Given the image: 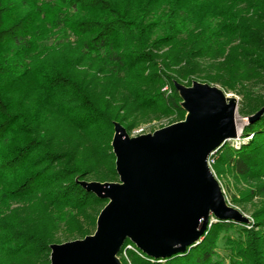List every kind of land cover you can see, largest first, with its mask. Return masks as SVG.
<instances>
[{"label":"trees","instance_id":"obj_1","mask_svg":"<svg viewBox=\"0 0 264 264\" xmlns=\"http://www.w3.org/2000/svg\"><path fill=\"white\" fill-rule=\"evenodd\" d=\"M194 80L242 94L246 116L264 106L247 88L264 83V0H0V264H50V244L92 234L107 199L80 181L118 180L114 122L182 120L173 82ZM250 134L212 157L264 191V112ZM253 217L168 258L129 252L223 264V245L230 264H264V205Z\"/></svg>","mask_w":264,"mask_h":264},{"label":"water","instance_id":"obj_2","mask_svg":"<svg viewBox=\"0 0 264 264\" xmlns=\"http://www.w3.org/2000/svg\"><path fill=\"white\" fill-rule=\"evenodd\" d=\"M183 120L129 136L114 122L111 140L117 181H80L107 199L92 234L50 244V264H121L126 240L143 254L168 258L197 243L211 222L248 219L229 205L208 166V156L238 136L236 102L215 85L173 82ZM264 106L246 116L260 117Z\"/></svg>","mask_w":264,"mask_h":264},{"label":"rangeland","instance_id":"obj_3","mask_svg":"<svg viewBox=\"0 0 264 264\" xmlns=\"http://www.w3.org/2000/svg\"><path fill=\"white\" fill-rule=\"evenodd\" d=\"M215 86H217L222 91L225 97L233 98L236 102V123L240 124V129L238 131V136L236 138L226 140L225 141L226 144L232 147L234 146L238 147L240 144L247 143V141L251 139L252 134H250L249 136L241 137V131H242V127L245 124H247L245 120L246 114L242 113V111L248 110V103H247L248 100L244 98L242 94H240L239 92L230 91V90L225 91L222 88H220L218 85ZM247 88L249 89V92L252 93L253 96H255L256 94L264 95V83L262 84L259 83L257 85L255 84L251 85L250 83H247ZM185 115H186V111L184 117ZM174 122L177 121L173 119L172 115L162 116L159 119H151L142 122L126 132L130 137L137 136L140 134L152 133L153 131ZM213 154H215V152ZM216 159H217L216 156L213 155L212 157L211 155V157L207 160L208 166L210 167L213 175L215 176V178L217 179L220 185L225 201L232 207L238 209L243 215L247 217L248 222L244 224L246 225L247 228H249L252 226L249 223H252L254 220L253 212H256L258 208L264 205V191L258 189V186L260 184L261 185L263 184L262 183L263 180H252V179H245L240 176H235L229 171L228 166L225 165L224 163L215 165L217 161ZM219 252H220L221 260H223V264H230L231 259L227 257L226 254L228 253V251H226L223 245L219 247ZM119 260L121 264H136L135 257L132 254H130L129 251L127 252V258L122 256L119 257Z\"/></svg>","mask_w":264,"mask_h":264},{"label":"built area","instance_id":"obj_4","mask_svg":"<svg viewBox=\"0 0 264 264\" xmlns=\"http://www.w3.org/2000/svg\"><path fill=\"white\" fill-rule=\"evenodd\" d=\"M168 87L167 86H165V87H163L162 88V90H166ZM215 151V150H214ZM213 151V152H214ZM213 152L208 156V159L211 157V155L213 154ZM207 159V160H208ZM128 251H135L137 254H139V255H142V252L141 251H139L133 244H131V243H127V244H125V246L122 248V250H121V252H120V254L119 255H117V257L119 258V257H126L127 258V252Z\"/></svg>","mask_w":264,"mask_h":264},{"label":"bare ground","instance_id":"obj_5","mask_svg":"<svg viewBox=\"0 0 264 264\" xmlns=\"http://www.w3.org/2000/svg\"><path fill=\"white\" fill-rule=\"evenodd\" d=\"M237 127H238V130L240 129V124L239 123H237Z\"/></svg>","mask_w":264,"mask_h":264}]
</instances>
